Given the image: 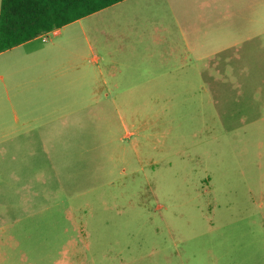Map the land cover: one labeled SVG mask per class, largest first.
<instances>
[{
  "label": "rangeland",
  "instance_id": "1",
  "mask_svg": "<svg viewBox=\"0 0 264 264\" xmlns=\"http://www.w3.org/2000/svg\"><path fill=\"white\" fill-rule=\"evenodd\" d=\"M59 31L69 75L31 129L57 138L0 140V264H264V0Z\"/></svg>",
  "mask_w": 264,
  "mask_h": 264
},
{
  "label": "crops",
  "instance_id": "2",
  "mask_svg": "<svg viewBox=\"0 0 264 264\" xmlns=\"http://www.w3.org/2000/svg\"><path fill=\"white\" fill-rule=\"evenodd\" d=\"M64 43L37 37L0 52V140L57 138L36 136L31 129L37 114L51 112L55 91L69 75L62 73L59 63L54 70V59L62 58Z\"/></svg>",
  "mask_w": 264,
  "mask_h": 264
},
{
  "label": "trees",
  "instance_id": "3",
  "mask_svg": "<svg viewBox=\"0 0 264 264\" xmlns=\"http://www.w3.org/2000/svg\"><path fill=\"white\" fill-rule=\"evenodd\" d=\"M125 0H2L0 52Z\"/></svg>",
  "mask_w": 264,
  "mask_h": 264
},
{
  "label": "built area",
  "instance_id": "4",
  "mask_svg": "<svg viewBox=\"0 0 264 264\" xmlns=\"http://www.w3.org/2000/svg\"><path fill=\"white\" fill-rule=\"evenodd\" d=\"M58 34H59L58 29H54V30H52V31L45 32V33L41 34L39 37H40L44 42H47V41H49V37H50L51 35L57 36Z\"/></svg>",
  "mask_w": 264,
  "mask_h": 264
}]
</instances>
